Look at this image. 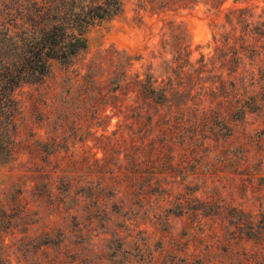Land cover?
<instances>
[{"label": "rangeland", "instance_id": "374dc122", "mask_svg": "<svg viewBox=\"0 0 264 264\" xmlns=\"http://www.w3.org/2000/svg\"><path fill=\"white\" fill-rule=\"evenodd\" d=\"M162 1L122 0L121 15L89 30L74 65L54 62L42 83L15 92L21 115L0 160V264H264V237L237 218L257 226L264 217V50L242 68L260 111L231 136L202 124L195 153L146 152L150 138L129 131L139 125H121L106 106L122 74L123 88L136 76L171 77L173 35L198 67L232 30L226 10L248 7L264 22V0H228L222 13L206 0Z\"/></svg>", "mask_w": 264, "mask_h": 264}, {"label": "trees", "instance_id": "16d2710c", "mask_svg": "<svg viewBox=\"0 0 264 264\" xmlns=\"http://www.w3.org/2000/svg\"><path fill=\"white\" fill-rule=\"evenodd\" d=\"M193 1L163 0L161 4H191ZM227 1L206 0L205 4L211 10L222 13L220 9ZM0 6L3 7L0 10V25L3 26L0 29L2 160L3 155L11 153L12 144L9 145V140L14 128L18 127L21 115L15 92L26 85L42 83L51 73L54 62L66 67L74 65L79 56L87 51L89 30L97 23L112 21L121 15L123 2L0 0ZM258 18L262 19L261 16ZM254 19L255 14L248 7L228 8L225 12V25L231 27V32L222 35L225 39L223 46L216 48L214 56H202L197 63L198 67L190 60L191 52L185 45L184 38L173 35L176 53L171 61L164 62L166 73H171V77L166 82L158 83L151 76L144 79L136 76L133 82L127 83L128 86L123 88L127 76L122 74L120 79L116 77L119 80L110 91L111 99L107 98L109 100L106 106L113 113L118 111L117 117L122 118L121 125H139L138 131H129L143 135L146 142L150 138L151 144L145 145V151L151 154L168 151L172 157L179 152L195 153L197 145L191 147V138L197 139L195 142L199 143L203 136L201 125L205 128V124L210 122H213L212 131L231 136L234 131L232 124L243 122L249 113L258 112L262 107L257 96L253 95L255 91L249 90L254 82L247 85L248 75L244 76L242 71L244 58L254 61L255 57L262 54L258 49L264 50V44L257 46L264 39V22H255ZM5 20L7 21L3 22ZM7 23L13 27H4ZM252 25L258 26L250 30ZM238 28H241L240 36L236 35ZM168 47L170 42L163 40V50L166 51ZM122 60L118 53L117 66L122 65ZM125 66L128 67L129 64ZM130 94L136 96L134 100H127ZM124 101L135 102L137 105L132 104L125 110ZM159 126H163V129H159ZM154 180L152 176L149 182L151 186L154 185ZM241 217L237 216L238 222L246 224L252 231L249 233L250 237L256 241L263 239L264 217L257 226L254 221L241 220Z\"/></svg>", "mask_w": 264, "mask_h": 264}]
</instances>
